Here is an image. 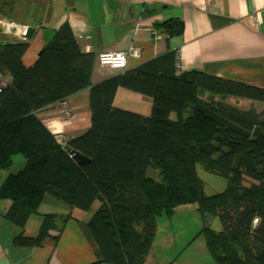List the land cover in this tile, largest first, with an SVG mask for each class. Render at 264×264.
<instances>
[{"label":"trees","instance_id":"1","mask_svg":"<svg viewBox=\"0 0 264 264\" xmlns=\"http://www.w3.org/2000/svg\"><path fill=\"white\" fill-rule=\"evenodd\" d=\"M27 49L25 41L0 46V75L8 79L0 91V169L14 155L24 158L0 187L9 222L23 228L46 196L69 210L97 203L87 228L101 260L90 264H144L158 219L194 204L200 216L221 220L220 230H201L214 264H264V90L177 72L173 51L91 85L94 56L78 51L67 24L28 69ZM118 88L151 98L149 115L114 107ZM86 89L89 129L58 143L39 114ZM214 96L262 108L241 110ZM67 149L90 162L77 164ZM197 167L225 178V189L206 195ZM55 218L44 215L37 236L14 244L38 247Z\"/></svg>","mask_w":264,"mask_h":264},{"label":"crops","instance_id":"2","mask_svg":"<svg viewBox=\"0 0 264 264\" xmlns=\"http://www.w3.org/2000/svg\"><path fill=\"white\" fill-rule=\"evenodd\" d=\"M0 20L35 28L32 39L25 40L17 29L0 27V46L28 43L22 57L27 69L34 65L38 54L60 26L67 24L78 51L94 56L91 85L173 51L181 66L177 72L196 71L225 82L264 90V0H0ZM172 26L180 27V32L170 35L167 31ZM150 31L164 36L154 37ZM133 49L140 51V58H128L123 71L101 69L97 65V56L101 53ZM117 100L120 101L118 106ZM65 101L69 111L74 113L72 119L65 117L67 108L61 103L39 114L46 129L60 141L76 137L90 127L88 90ZM214 101L241 110L254 108L259 112L262 108L259 102L230 96H214ZM143 102L149 105L142 110L132 106ZM240 103V107L236 105ZM113 106L149 115L152 99L118 88ZM14 158L8 170L0 169V187L9 173L24 166V159H17L14 167ZM97 207L95 203L88 211L69 210L46 196L39 213L31 215L24 227L19 228L6 218L9 202L0 198V264H90L101 260L98 246L87 228ZM46 214L56 215L55 228L38 247L14 244L18 237L37 236ZM160 220L164 227V219H159V225ZM157 231L144 264H172L176 258L164 260L157 254L156 242L160 235Z\"/></svg>","mask_w":264,"mask_h":264},{"label":"rangeland","instance_id":"3","mask_svg":"<svg viewBox=\"0 0 264 264\" xmlns=\"http://www.w3.org/2000/svg\"><path fill=\"white\" fill-rule=\"evenodd\" d=\"M147 104L149 105V103L143 102L140 105L132 106L142 110L147 107ZM116 105H120L119 100H117ZM236 105L240 107L241 103ZM236 108L238 107L236 106ZM14 157L16 160L13 164L16 167L17 159L24 158L19 154L14 155ZM148 173L149 177L157 179V173L154 170H150ZM197 177L206 195L217 194L223 191L227 185L225 178L205 172L200 167H197ZM173 214H175L174 218H171L172 216L169 218L162 217L164 227L162 220H160V225L158 224L159 219L157 221L159 231L157 229L156 231L160 234L157 236L158 241L156 242L157 254H160L164 260L171 258L173 261L176 258L172 264H214L201 230L204 228L220 230L222 223L219 217L200 216L194 204L180 205L175 208Z\"/></svg>","mask_w":264,"mask_h":264},{"label":"built area","instance_id":"4","mask_svg":"<svg viewBox=\"0 0 264 264\" xmlns=\"http://www.w3.org/2000/svg\"><path fill=\"white\" fill-rule=\"evenodd\" d=\"M0 27H4L7 29L9 28L17 29L18 33L22 35H24L26 32V27L16 25L11 22H6V21L4 22L2 20H0ZM150 33L154 35V37H157V38L159 37L163 38L162 36H164L163 34L160 36L154 31H150ZM130 57L135 58V59L140 58V51L138 49H133V50L126 51V52L101 53L97 56V65L101 69L123 71L126 69L127 61H128V58ZM175 68L176 70L180 71L181 66H180L179 60L176 62ZM7 82H8V79L0 75V91L2 88L6 86ZM61 105L62 107L67 108L66 101L62 102ZM64 115L67 119H72L74 117V113L72 111H69L68 108L64 109ZM56 138H57L58 143H60L61 141L58 139V136Z\"/></svg>","mask_w":264,"mask_h":264},{"label":"water","instance_id":"5","mask_svg":"<svg viewBox=\"0 0 264 264\" xmlns=\"http://www.w3.org/2000/svg\"><path fill=\"white\" fill-rule=\"evenodd\" d=\"M34 33H35V28L26 27V32L23 35V38L25 40H30V39H32ZM39 55H40V53L38 54V56ZM67 152L69 153V156L79 165H83V164L90 162V160L88 158H86L84 155H82L81 153H79L75 150L67 149Z\"/></svg>","mask_w":264,"mask_h":264}]
</instances>
